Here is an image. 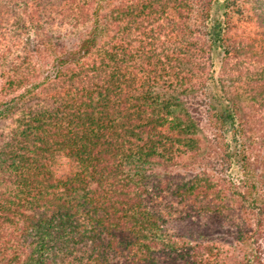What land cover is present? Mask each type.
I'll use <instances>...</instances> for the list:
<instances>
[{"label": "trees", "instance_id": "16d2710c", "mask_svg": "<svg viewBox=\"0 0 264 264\" xmlns=\"http://www.w3.org/2000/svg\"><path fill=\"white\" fill-rule=\"evenodd\" d=\"M258 1L0 0V264H264Z\"/></svg>", "mask_w": 264, "mask_h": 264}, {"label": "rangeland", "instance_id": "374dc122", "mask_svg": "<svg viewBox=\"0 0 264 264\" xmlns=\"http://www.w3.org/2000/svg\"><path fill=\"white\" fill-rule=\"evenodd\" d=\"M241 2V0H240ZM258 2H260V4H257V6H255L253 4V8L254 10L257 9V12L260 13L259 17H262V20H259L258 23L256 21H253L250 17H247V13H245V15H241L237 12V14H234V18H235V22H237L239 25H241V27L238 30H235L234 36L237 39H242V37H244V35L249 36L250 38H261L264 35V0H259ZM257 7V8H256ZM258 18V17H257ZM151 21L145 20L144 22V26H147V28L143 27V29H146L147 32H150V29L152 27ZM195 22V21H194ZM193 22V23H194ZM162 25L164 26V30L162 31V34L160 35L162 37V39H160L162 41H166V37H167V20L164 17V20H162ZM55 29L57 30H65L66 26L63 28H59V27H55ZM237 32V33H236ZM138 34V33H137ZM199 38V37H198ZM71 39V38H70ZM199 40V39H198ZM196 40V41H198ZM139 44V43H137ZM255 57L251 56V55H243L240 56L238 58H233L230 63H229V71L227 72V78L229 79L228 83H233L231 80L233 79H238V77H243V82H245L244 84V88H242L243 83H241L240 87L242 88V90L246 91L245 89H247L246 86V81L248 79H246L247 76V71H246V67H250L252 70L254 69V67H264V59L261 58V60H263L261 63L256 62ZM222 63H224L222 61V56L220 54V51L217 50L216 52L213 53V64L211 66V74H212V80H211V84L212 87L214 88V90L216 92L218 91V86H217V80L218 77H220L223 73V68H222ZM261 64V65H260ZM252 65V67H251ZM257 65V66H256ZM250 69V70H251ZM208 118H206L205 116V122H204V127L206 130V133L209 136H213V131L214 129L206 123ZM252 124V123H251ZM252 128H253V136H255V138H257L258 140H262V136L264 133V124L261 125L258 123V121L254 120L253 124H252ZM252 132V131H250ZM249 132V134H250ZM261 143H257L255 144L253 147H251V152H253V154H258V152H260L259 148H261ZM232 175L235 179L240 178V172L238 170V168L236 166H233L232 168Z\"/></svg>", "mask_w": 264, "mask_h": 264}]
</instances>
